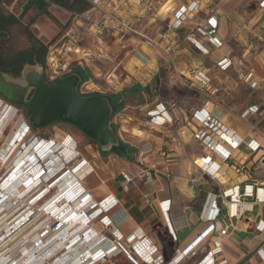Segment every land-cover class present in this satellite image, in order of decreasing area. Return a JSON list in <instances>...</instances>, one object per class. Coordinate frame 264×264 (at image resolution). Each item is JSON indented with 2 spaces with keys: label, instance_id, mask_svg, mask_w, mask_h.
<instances>
[{
  "label": "crops",
  "instance_id": "crops-1",
  "mask_svg": "<svg viewBox=\"0 0 264 264\" xmlns=\"http://www.w3.org/2000/svg\"><path fill=\"white\" fill-rule=\"evenodd\" d=\"M87 1L90 7L79 13L88 12L93 18H106L108 25H113L114 21L119 18L132 21L143 14L139 20L134 22L133 27L138 30L140 36L149 35L148 20L153 21L155 18H149V11L144 9L140 0H120L116 7L104 3L92 6L90 0ZM260 1L258 0L256 5V10L260 12L256 21L254 18L244 19L230 8L215 6L209 9L204 3L195 18L188 20L176 31L168 30V25L172 20L174 8L183 2L172 8V14L168 15V34L158 32L155 34L156 38H163L160 42L161 54L167 61L160 66L171 67L180 79L208 98L200 103L186 106L185 102H180L179 105L170 104L154 94L150 102L145 101L141 105L144 118L140 123L126 128L119 125V138L136 148L132 161L113 153L102 156L97 147L96 150H91L89 157L80 156L75 162L77 163L75 169L80 170L76 185L82 187L85 193L90 194L94 202L97 203L107 196L115 199L112 207L102 212L100 216L106 215L110 219L113 227L122 235L124 246L130 250L133 258L137 257L133 247L144 251L146 244L148 247L157 248V254L162 256L163 264H204V256L213 248L212 240L219 236L213 232L207 235L202 234L208 223L203 221L201 213L208 205L209 196L214 195L217 205L223 208L219 198L222 191L243 185V183L257 185L264 182L262 175L264 162V8L260 7ZM152 3L153 0H148L145 6L148 5L150 10ZM159 9L161 10L158 8L154 14L157 18L160 16ZM209 16H213L217 22L216 35L222 41V45L218 48L210 45L206 37L199 36L195 31L196 24ZM164 18L162 16L161 20ZM77 22L81 21L77 20ZM81 23L85 24V22ZM89 24L88 27L86 25L84 27L88 32H90ZM107 36L111 37L109 44L105 40L103 43H98L95 39L94 49L101 52V57L97 58L106 56L103 53L106 48L115 51L119 50V45H123L121 41L123 36L115 33L107 34L105 37ZM188 36L196 38L201 45L207 48V52H203L191 43ZM259 36L263 37V40H260ZM125 38H127L125 42L135 39L129 35ZM79 40L75 39L77 52H72L76 57L70 56L69 60L77 62L80 66H86L90 73L95 75L91 65L96 57L83 55V52L91 53L92 49L77 43ZM155 53L160 54V50L158 49ZM224 57L230 59L231 65L226 70H219L216 63ZM138 58L141 61L144 60L142 55ZM167 63L168 65H165ZM195 67H202L206 71L212 78V86L218 88L217 92H212L210 88L201 89L190 81L189 70ZM158 69L157 64L148 71H143V69L137 71L144 78V81L141 80L139 83L152 89V93L156 91L153 90V81L156 77L160 79ZM246 75L253 78V84L245 83L243 78ZM132 79L126 74L118 80V83L121 88L132 86L134 84L131 82ZM222 89L226 92H220ZM158 102L165 105L169 115L178 118L179 124L153 125L147 122V110L153 108ZM251 106H257L258 110L246 119L251 114L248 110ZM201 108L207 110L241 141L240 148L232 153L234 160L228 164L215 158L216 171L222 178L221 184L202 174L193 163L196 158L207 154L203 144L193 137L198 126L192 118V113ZM116 115L123 114L120 112ZM124 115L127 117L123 120L125 122L133 118L130 115ZM181 130L184 131L182 134H180ZM121 131L130 139H124ZM250 141L258 144L254 153H250L247 149L246 145ZM144 143H149L151 150L142 154L141 146ZM260 158L263 159L259 161ZM232 162L234 164L245 163L248 170L238 173L231 164ZM154 169L157 172L148 180L147 176ZM125 180L129 181L127 188H124ZM164 201L168 202L167 219L160 205V202ZM94 208H96L95 205ZM83 216L85 217L82 219L87 223L86 219L90 218L85 212ZM259 221L264 223V202L253 203L250 211H246L240 219L233 222L228 234L219 238L221 252L217 258L226 260V264H264V225L263 230H258ZM77 228H84L81 231L90 228L92 232L85 231L84 239H88L86 242H90L92 246L93 242L98 240L95 246H99L100 249L103 248V243L109 240V235H112L111 227L103 225L98 217L93 219L92 224ZM101 244L103 245L100 246ZM95 246L92 250L96 251ZM85 249L89 250L88 252L91 250L87 247H84ZM184 250L187 254L180 257L178 254ZM177 255L179 258L176 257ZM115 258L118 264H133L125 253L118 254ZM139 264L153 263L139 262Z\"/></svg>",
  "mask_w": 264,
  "mask_h": 264
},
{
  "label": "rangeland",
  "instance_id": "rangeland-1",
  "mask_svg": "<svg viewBox=\"0 0 264 264\" xmlns=\"http://www.w3.org/2000/svg\"><path fill=\"white\" fill-rule=\"evenodd\" d=\"M185 1L187 0H153L151 9L148 12V16L149 18H155V20H153L154 22L152 20H148L149 21L148 28L150 30L149 35L147 37L140 36V34L133 35L135 39H132L128 42L127 41L125 42V40L127 39L125 37L128 35L126 34L120 35V36H123L121 38L123 45H119L120 46L119 50L114 51V50H111L110 48H106V50H103L104 51L103 53H105L106 55L105 57L97 58L98 56H96V58L92 62L93 64L91 65L92 69L94 70L95 75L93 74L89 80L84 81L78 86V90L82 94H90V93H95V92H97L98 94H104L108 92L117 91L118 89L121 88L118 83L119 82L118 80L124 77L126 74L130 75V77L133 78L131 82L135 83L141 80L144 81V78H142L141 75L137 73V71H139L138 69H143V71H148L152 69V67H154L155 65L157 64L159 65L158 73H159L160 79H158L157 81V85H156L157 88H156L155 93H152V92L150 94L145 93L142 96H135L134 98L126 99L127 106L122 111L123 115H119V116L115 115L111 117V123L117 125L118 137H120L118 134L119 125H123V127L126 128L128 126L140 123V121L144 118L143 110H141L142 109L141 105L145 101L150 102L154 94L158 95L159 98H162L165 101H168L170 104L175 103V105H179L180 102H185V104H187L186 106H188V104L192 105L193 103H198V102L200 103L202 102V100H205L208 98L203 93L198 91L197 89L190 87L187 82L185 83L182 79H180L179 76L176 75L175 71H173L171 67L160 66L161 64H164L167 61L165 60V57H163L161 54L162 49H161L160 42H162L163 38L162 37L156 38L155 34L156 32L168 34L167 33V23H168V15L170 13L172 14L171 9L174 8L178 3H181V2L184 3ZM25 2L26 0H3L2 3L0 4V11L2 13L6 15H9V14L15 15L19 19V22L9 24L4 34L0 38V56L2 59L13 58L18 52L27 50L30 44L26 36L27 30H29L37 39H39L41 42H43L46 45H52V44L61 45L68 40L69 38L68 34H71V36L74 39L76 38L80 39L79 41H77V43L79 42L86 47H90L93 51L94 45L96 44L95 36L93 32H91L92 29H90L91 28L90 24L87 21L80 20L81 22H85V24H82L81 22L76 21L74 15L79 12H75L74 10H71L70 8L66 6H58L54 4V5L49 6L48 11L46 13H40L36 9L31 8L25 14H22V5ZM69 3H71V0ZM202 3H203L202 6H204V3H205L207 8L209 9L214 8L215 6H218V7L222 6L228 9L230 8L235 14H238V16L244 19L254 18V20L256 21L260 16V12L256 10V5L258 3V0H202ZM158 8H161V10L159 9L160 10L159 18L155 17L154 15ZM175 9L176 8H174V10ZM162 16L165 17L164 20H161ZM194 18L195 17H192L191 19L193 20ZM88 24H89V31L91 33L84 29L85 25L86 27H88ZM109 38L111 37L107 36V37H104L103 40H105V42L109 44L110 42ZM158 49L160 50V54L155 53L157 52ZM141 55L144 57V61H141L138 58ZM70 56L76 57V55L75 54L73 55L72 52L68 54V57ZM45 61H46V55H45ZM73 63L77 64V62H73ZM165 65H168V63ZM39 69H41L45 80L50 81L47 78L46 63L43 67H40ZM220 92H226V91L222 89ZM8 106L13 107L12 108L13 114L8 120L6 119L5 121L6 123L3 125L0 131V149L7 148V145H8L7 141L9 140V137L12 135V132L17 129L18 123L21 122V123L26 124L28 126V129H27L28 137L26 136L27 139L25 140V142H27L28 144L29 141L32 142L37 138L47 140V142L50 141L52 143L51 144L52 146L50 149L46 151L47 152L53 151V153H55V155H59L60 160H62L61 161L62 164L57 165V168L53 169V170H56L54 172L51 169L52 167L51 163L48 165L44 164L46 162V157L44 158L45 154L41 156L39 155L38 164H41V167H44L46 169V172H45L46 174L44 173L43 175L50 174L51 177H55L59 174H62L61 170L64 167L67 168L69 173L70 171L74 172L75 165L77 164L75 163L76 160L80 158V156L89 157V153H91V150H96L97 147H99L95 141H92L89 138H87L81 132V130H79L77 127L71 124H68V123L55 122L45 127H40V128L32 127L30 123L28 122V120L26 119L23 113V109L21 107L10 104L2 96H0V115L2 116L4 115L6 108ZM124 114L132 116L133 117L132 120L128 122L123 121V120H126L127 118ZM139 127L141 128V124L139 125ZM121 132H122V136L124 139L126 140L130 139V137L127 136V134H125L123 131ZM68 135L72 137L76 142L75 151L77 153L75 154L73 153V159L71 160L65 159L61 155V150L65 148V146L67 147L68 145V143L65 142L68 139L67 138ZM47 152L45 153L47 154ZM34 163L35 161L33 162V164ZM38 164L36 166H39ZM9 167L10 166H8V168L6 169H9ZM69 181L73 184L74 182H76V179L72 178ZM53 183L48 184L47 187L51 188L50 186ZM6 185L5 187L8 188L11 185V183L6 184ZM73 189L74 187L71 188L72 193H74ZM69 190H70V187H69ZM51 192L52 194L48 200L42 203L44 199L43 198L40 202H37V204L33 206L34 212H37L36 209H39L41 214L39 212V214L33 216L31 221H29L30 217L29 219H27L28 215H25L23 216L24 219L22 218V220L21 219L19 220L21 222L17 221L18 223L17 224L15 223L16 225L12 223L14 225V228L11 223H10L11 225L8 224L7 228H4L5 232H3L4 233L3 238L4 239L6 238V239L3 243H1L2 245L0 244V250L6 244L9 245L10 239L13 240L15 239V237L23 235L24 234L23 232L26 229H28L29 226H34L36 223H38L37 221L46 220V222L43 223L44 224L42 226L43 229L42 230L39 229L38 231H36L35 235L33 234L30 235V239H28L25 244H21L22 243L21 241V243H18V245L17 244L12 245V247L10 248L12 249L11 251L5 252L4 254L0 252V264H29L34 258L32 254L30 255V251H28L31 245L30 242L33 243V245H35V251L33 252H35L34 253L35 256H38L41 259V261L46 256L45 253L47 252V250L54 249L53 254L47 257L48 258L50 257L53 264H60V260H58L59 255H57L58 251L56 253V250H55L57 246L55 244V241L50 240L47 242L42 239V238L47 239V234L51 232L52 223L50 219L53 221L56 219V216L58 218V215L55 214L56 210H55V213H52V211L49 210V207L52 206L55 202H58V199L63 195V194L60 195V193L58 192V186L51 189ZM0 196L2 197L3 195L0 194ZM74 196H76L77 198L79 195L76 192L74 195H71V198H70L71 203H73L74 201V199L72 200ZM5 199H1L0 201H4ZM4 210H5L4 208H1L0 213L3 212ZM78 210H81V209H78ZM93 210H94V203H89L88 206L83 205V212H85L86 214L92 212ZM42 213H45V215H42ZM47 214H49L51 218L48 217L47 219L46 218ZM0 216L2 218L5 217L4 219L2 218L0 219L2 222L7 220L10 217L8 210H5L3 212V215H0ZM88 217L92 218V214L88 215ZM29 222L33 224H30ZM40 225L38 223V226ZM56 227L57 226H55V228ZM20 231L21 233H19ZM39 234H41L40 236L42 238L39 236ZM70 236L72 235L70 234ZM66 240L67 239H64V241ZM35 241L36 243H34ZM7 247H10V246H7ZM90 247L92 248V246ZM24 251L27 252L25 253V255H24ZM114 258H111L110 260H107L102 263H96V264H118L119 263L118 260ZM24 259L25 260L27 259V261H25ZM49 260L47 261L45 260V262L47 263Z\"/></svg>",
  "mask_w": 264,
  "mask_h": 264
},
{
  "label": "built area",
  "instance_id": "built-area-1",
  "mask_svg": "<svg viewBox=\"0 0 264 264\" xmlns=\"http://www.w3.org/2000/svg\"><path fill=\"white\" fill-rule=\"evenodd\" d=\"M119 1L120 0H90L92 6H98L101 3H104L106 5H112L113 7H116ZM140 2L144 5V9L149 11V6L148 5L145 6L148 3V0H140ZM259 4L260 7L264 8V0H261ZM201 9H202V0H190L189 2L181 3L173 11L172 20L168 25V30L170 31L178 30L179 28L182 27L184 23H186L192 17H195L201 11ZM141 16H143V14ZM141 16H137L135 20L132 21L119 18L114 21L115 23L113 25H108L106 18L103 19L93 18L88 12H83L81 14L77 13L74 15L76 21L83 20L90 23V27L98 43H103L104 37L107 34H111V33H115L117 35H124V34L131 36L139 35L138 30L133 27V24L135 21L139 20ZM216 27H217L216 19L213 16H209L205 20H202L196 24L195 31L199 36L206 37L210 45H212L215 48H218L222 45V41L216 35ZM68 37H69L68 40L61 45L52 44V45H48L47 47L45 63L47 65V78L50 80L48 82L54 81L59 77L72 73L71 64L73 62L69 60L68 54H70L71 52H77L78 47L76 45L75 39L71 36V34H68ZM258 38L260 40H263V37L261 36H259ZM188 40L191 43H193L195 46L199 47L203 52L205 53L207 52V48L201 45L196 38L188 36ZM83 55L85 56L90 55L92 58L93 57L95 58L96 56H100L101 52L97 51V49H93L91 53L83 52ZM230 65H231V61L226 57L222 58L216 63V66L219 70H226ZM189 79L191 82L197 84L201 89L207 90L210 88L212 92L218 91L217 87L212 86V78L206 73V71L202 67H195L190 69ZM243 79L247 85H251L254 82L253 78L250 77V75L244 76ZM248 110L250 111L251 114L247 116L246 119H248L253 113H255L258 110V107L251 106L249 107ZM146 116L148 119L147 122L153 125L179 124L178 118L169 115L165 105L162 102H158L153 108L147 110ZM192 118L195 120L198 126L197 130L193 133V137L197 139L199 142H201L205 147V149L207 150V154L204 157L196 158L193 161V163L195 166H197L200 169L202 174L209 176L211 179L221 184L222 178L220 177L219 173L216 171L217 162L215 161V158H218L223 163L228 164L230 161L234 160L232 153L233 151H236L240 148L241 141L232 131L226 129L223 125H221V123L204 108L194 110L192 113ZM183 132L184 131L181 130L180 134H182ZM40 140L44 141V139H40ZM246 146L250 153H254V151L258 148V144L255 141H250L249 143H247ZM150 150H151V146L149 143H144L141 146L142 154L148 153L150 152ZM262 159L263 158H260L259 161H261ZM231 164L233 165L235 171L238 173H242L248 170V167L245 163L237 162L236 164H234V162H232ZM156 172H157L156 169L152 170L151 173H149V175L147 176V179L150 180L152 177L151 175H154ZM262 175L264 177V162L262 164ZM6 177L7 176H4L2 181H4ZM37 179H38L37 184L42 181L46 182L44 178L37 177ZM125 182L126 184L124 185V188L125 187L127 188L128 186L127 184L129 183V181L125 180ZM41 193L42 191L31 196V198L29 199L30 201L28 202L30 203L33 200H35ZM46 195L47 193H45L43 197H45ZM43 197L39 198L37 201L35 200L34 203L29 205L30 207H32L31 210H28L27 212L28 214L27 219H29L30 217L29 221H31L33 216L39 214L40 210L36 209L37 212H34L33 206H35L37 202H40ZM108 197L109 196L103 198L102 200L96 203L92 200L90 194L85 193L83 188L81 187L78 198L82 200L84 206H88L89 203H94V205L96 206V208H94L93 210L94 216H97L99 218V221H101L103 225L111 227L110 232L112 233V235H109L110 236L109 240H106L103 243L104 246L102 249H100L99 246H98L99 248L95 246V244L99 242L97 240L93 242V246L96 247L95 248L96 251L92 250V252L89 253L87 252L89 250H87L86 253L83 254L80 253L77 259L78 264L102 263L105 262L107 259L117 256L120 253L127 254L129 261L133 264H139V262L163 264V258L161 255L157 254V248L155 246L148 247L145 244L144 251L143 250L139 251L137 247L134 246L133 250L137 257L133 258L131 256L130 250H128L124 246L122 235H120L116 231L110 219L106 215H103L102 217L100 216L102 212L109 210L115 202V199ZM219 198L221 199L223 208L217 205L215 196L210 195L208 199V205H206L203 208L201 213L202 214L201 217L203 221L208 223L207 228L202 232V234L207 235L213 232L219 235L214 237V239L212 240L213 248L204 256L203 258L204 264H226V260L217 258L219 253L221 252V243L219 238L221 236L228 234L230 228L233 226V222L240 219L241 216L246 211H250L252 209L253 203L264 202V182L257 185L251 183H243V185L235 186L227 191H222L219 194ZM12 205L15 206L16 203ZM160 205L163 208L162 212L165 215V218L167 219L166 212L168 211V202L165 201L160 202ZM27 209L28 207L21 208L14 215V217L11 218V220L9 219L10 221L7 220V224L10 223L12 224V221L18 218ZM3 212H1L0 215H3ZM90 214L91 212L88 213L87 215ZM1 218L2 217L0 216V219ZM92 218H90V220ZM37 222L39 223V225L40 224L41 225L38 226V223L34 222L37 225L36 224L34 225L36 226L35 228L32 226L28 229V232L30 233L29 235L32 234L35 235L36 231H38L39 229L42 230L43 229L42 226L44 225L43 223H45L46 220L43 221L40 220ZM92 222H90V224H92ZM263 225H264L263 221H259L257 224L258 230H263ZM87 230L89 232H92L90 228H87L84 231H82L81 235L85 236L86 235L85 231ZM169 230L174 238L175 236L170 227ZM0 231H1L0 232V244H1L5 241L6 238L5 239L3 238V234H4L3 232H5L4 229L2 228L0 229ZM25 234L26 233H24L23 235ZM49 234L47 236H49ZM21 236L22 235L16 237L13 240H10L9 245L6 244L5 246H3L0 252L4 254L5 252L11 251L12 249L10 248L12 247V245H16V244L18 245V243H21L20 242ZM77 237L79 236H76V238ZM128 240L130 241V237L128 238ZM45 241H47V239H45ZM103 244H101L100 246H102ZM186 254L187 252L184 250L180 252L178 255L180 257L181 256L183 257ZM178 255L176 257L179 258ZM43 264H53V262L52 263L47 262Z\"/></svg>",
  "mask_w": 264,
  "mask_h": 264
},
{
  "label": "bare ground",
  "instance_id": "bare-ground-1",
  "mask_svg": "<svg viewBox=\"0 0 264 264\" xmlns=\"http://www.w3.org/2000/svg\"><path fill=\"white\" fill-rule=\"evenodd\" d=\"M12 108L13 107H9L8 106L6 108V111H5L4 115L3 116L0 115V131H1L2 127H3V125L6 123L5 122L6 119L8 120L11 117V115L13 114ZM17 126H18L17 129L12 132V135L10 136L9 140L7 141V144H8L7 145V148H5V149L3 148L2 149L3 151H6V154H2V151H0V165L3 164V162L4 163L6 162V166H9V164H12V163H15L18 166L17 167L18 169H16V170H13L12 169L10 171L11 172L10 173V180L8 181L7 184H10V183L14 182L16 180L17 176H19L20 174L22 175V177H24L25 175H27L28 177H30L31 175H34L35 174V176H36L35 181H38L37 177H40V178H44L46 181L48 180V183L51 184V183H53V182L56 181L55 179H57L58 181H56L55 183L52 184V189L58 186V192L60 193V195H62V193L66 189V191L63 193V195L59 198L60 201L58 199V202H55L52 206L49 207V210L52 211V213H55V210H56V213L55 214L58 215V218L55 215L56 216V219L55 220L52 221L50 219V221L52 223L51 224L52 227H51V232H49L50 234H49V236L47 238V242L50 241L51 239H52V241H55V244L57 245L55 250H56V253L58 251V254L57 255H59L58 260H60V264H78V260L77 259L79 257V254L80 253H82V254L83 253H86V251H87L86 249L84 250V247L91 248L90 246H92V245L89 244L90 242H88V241L86 242L87 239H84L85 236H81L82 231H81V229H78L77 227H81L83 225L84 226H87V224H90V222H92L93 219H96V217H97V216H94L91 220L87 218L86 219L87 223H85V221L82 219V217H85V216H83V205H82L81 199L79 198L80 200H77L78 197L76 198V196H74L72 198V200L74 199V201H73V203H71V200H70L71 195H74L75 192L79 195L81 188L78 187V185H76V182H74L72 184L69 180L72 179V178L76 179L77 176L80 174V172H79L80 170L77 171L76 169H74V172L70 171V173H69V171H67V168L64 167L61 170L62 174H59V175H57L55 177H51L50 174L49 175H43L46 172V169L44 167H41V164H38L39 155L41 156V155H44L45 154L44 158L46 157V162L44 164L45 165H48V164L51 163L52 164V167H51L52 170L53 169H56L57 168V165L62 164L61 163L62 160H60L59 155H55V153H53V151H48V152L46 151V150L50 149L51 146H52L51 145L52 143L50 141L47 142V140L41 141L40 139H35L34 141H32V142L30 141L27 144V142H25V140L28 137V136L26 137V131L28 129V126L26 124H24V123H21V122L18 123ZM67 138L68 139L65 142H67L68 145H67V147L65 146V148H63L61 150V155L65 159L71 160V159H73V153L74 154L77 153L75 151V149H76V142L69 135L67 136ZM17 146L18 147L21 146V148L18 149ZM45 152H47V154ZM76 157H77V155H76ZM34 161H35V163L33 164ZM37 164L39 166H36ZM86 168H88V167H86ZM47 170H48V168H47ZM53 171L55 172L56 170H53ZM68 178H69V180H68ZM62 181H63V183H62ZM42 182H44V181H42ZM30 183H31V180H29V178H28V181L23 180L20 183L18 182V184H16L15 187H13L12 185H10L8 188L5 189V192H2V194L0 192V194L3 195L2 197L0 196V200L6 198L4 201H2L0 203V209L1 208H4L5 210H8V213H9L10 217L7 220H9L10 218L14 217V215L21 208L28 207V209L24 213H22L18 218L14 219L12 221V223H14V225H16L18 223L17 221H19L20 219L22 220L23 216L28 215L27 214L28 210H31V207L29 205H31L32 203H34L35 200L37 201L39 198L43 197V195L46 193L45 191L47 190V187H46L45 190L42 191V193L35 200H33L32 202L29 203L28 201H30L29 199L31 198V195L30 194L29 195H21V193L23 191L27 190L26 188L28 187V185ZM69 187H70V190L68 189ZM73 187H74V189H73L74 190L73 191L74 193H72V190H71V188H73ZM70 192L72 194H70ZM16 196H19V197H16ZM43 198H45V197H43ZM14 203H16L15 206L12 205ZM78 209H81V210H78ZM91 214H94V211L91 212ZM42 215H45V213H42ZM48 217L51 218L49 214H47V217L46 218L48 219ZM4 218L5 217H3L2 219H4ZM7 220H5L3 222L0 220V227H1L0 229H2V228L4 229V228H7L8 227ZM19 222H21V221H19ZM48 222H49V220H48ZM14 225L12 224L13 228H14ZM28 225H30V224H28ZM55 226H57V227L55 228ZM30 227H32V226H29L28 229ZM33 227L35 228L36 226H33ZM28 229H26L23 232V233H26V235H22L20 237V242L22 241V244H25L26 241L28 239H30V235H29L30 233H28ZM74 229H76V230H74ZM4 231H5V229H4ZM19 233H21V231ZM70 234L72 236H70ZM40 235L41 234H39V236ZM77 235L78 236L80 235V236L76 238ZM89 236H91V235H89ZM14 237H15V235H14ZM14 237H12V238H14ZM42 239L45 240L44 238H42ZM64 239H67V240L64 241ZM34 243H36V241ZM30 244L31 245H30L28 251H30V255L32 254L35 259L33 258V260L30 263L28 261L29 264H39V263H42L43 264V263H46L45 260L47 261V260L50 259V257L48 258L47 256H49V255L51 256L53 254L54 249H50V247H49L50 250H47V252L45 253L46 256L41 261V259L38 256H35V254H34L35 252H33V251H35V245H33V243H31V242H30ZM23 248H25V247H23ZM26 251H24V255H25V253H27ZM91 252H92V248H91V250H90L89 253H91ZM27 259L26 260L24 259V260L27 261ZM48 262L49 263H52V260L50 259Z\"/></svg>",
  "mask_w": 264,
  "mask_h": 264
},
{
  "label": "water",
  "instance_id": "water-1",
  "mask_svg": "<svg viewBox=\"0 0 264 264\" xmlns=\"http://www.w3.org/2000/svg\"><path fill=\"white\" fill-rule=\"evenodd\" d=\"M40 67L25 64L17 75L0 70V96L21 107L34 128L64 122L95 141L100 151H110L118 145L117 134L111 126L112 108L108 99L100 94L80 93L81 79L75 72L48 82Z\"/></svg>",
  "mask_w": 264,
  "mask_h": 264
},
{
  "label": "trees",
  "instance_id": "trees-1",
  "mask_svg": "<svg viewBox=\"0 0 264 264\" xmlns=\"http://www.w3.org/2000/svg\"><path fill=\"white\" fill-rule=\"evenodd\" d=\"M26 0L22 5V14H25L29 9L34 8L40 13H46L50 4L58 6H66L75 12H81L90 7V3L87 0ZM69 4V6H68ZM19 19L17 16L9 14L6 15L0 11V38L4 34L9 24L17 23ZM27 30V29H26ZM26 36L30 42L27 50L18 52L13 58L2 59L0 56V70L11 75H17L20 73L22 67L25 64H37L41 67L45 65V55L48 45L37 39L29 30L26 31ZM71 71L77 73L80 76V84L89 80L92 77L90 71L83 66L76 63L71 64ZM158 77L155 78L153 83V90L157 88ZM148 86H142L139 82H135L132 86L123 87L117 91L108 92L100 95H104L112 108V117L122 112L127 106L126 99L134 98L135 96H142L147 93L150 94ZM90 94H98L90 93ZM114 132L117 134V125L111 123ZM118 137V135H117ZM100 151V149H99ZM136 152V148L118 137V145L113 146L110 151H100L102 156L113 153L119 157L125 158L129 161L133 160V154Z\"/></svg>",
  "mask_w": 264,
  "mask_h": 264
},
{
  "label": "flooded vegetation",
  "instance_id": "flooded-vegetation-1",
  "mask_svg": "<svg viewBox=\"0 0 264 264\" xmlns=\"http://www.w3.org/2000/svg\"><path fill=\"white\" fill-rule=\"evenodd\" d=\"M26 136H27V131H26ZM10 138V137H9ZM18 142V141H17ZM30 142V141H29ZM28 142V143H29ZM18 147V146H17ZM19 148H21V146H19ZM3 149V148H2ZM2 149H0V151H2V154H6V151H3ZM19 151V150H18ZM17 151V152H18ZM19 153V152H18ZM8 155V154H7ZM15 155V154H14ZM9 157V156H8ZM14 164V165H13ZM9 166H10V168L9 169H6L8 166H6V162L4 163L3 162V164H1L0 165V189H1V194H2V192H5V185L8 183V181L10 180V171L13 169V170H16V169H18L17 167V165L15 164V163H12V164H9ZM4 176H7L6 177V179L4 180V181H2V179L4 178ZM30 176V175H29ZM9 177V178H8ZM19 177V178H18ZM28 178H29V180H31V183L28 185V187L26 188L27 190H25V191H23L22 193H21V195H31V196H33V195H35L36 193H38V192H41V191H43V190H45L46 189V187H47V185L49 184L47 181L46 182H40V183H36L37 181H35V179H36V176H35V174L34 175H31L30 177H28L27 175H25L24 177H22V175L20 174L19 176H17V178H16V180L14 181V182H12L11 183V185L13 186V187H15V185L16 184H18V182L20 183L21 181H23V180H26V181H28ZM34 178V179H33ZM12 179V178H11ZM12 181V180H11ZM33 184V185H32ZM4 185V186H3ZM3 186V187H2ZM51 188H52V185L50 186ZM35 188V189H34ZM51 188H49V187H47V190L45 191L46 193H47V195L45 196V198L43 199V202L42 203H44L46 200H48L49 198H50V196H51V194H52V192H51ZM34 191H33V190ZM29 190V191H28ZM39 190V191H38ZM31 191V192H30ZM33 191V192H32ZM38 191V192H37ZM49 192H50V194H49ZM20 196V195H19ZM19 196H16V197H19ZM48 237V236H47Z\"/></svg>",
  "mask_w": 264,
  "mask_h": 264
}]
</instances>
